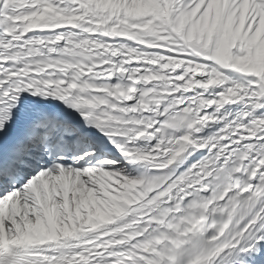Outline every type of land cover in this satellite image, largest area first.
I'll list each match as a JSON object with an SVG mask.
<instances>
[{
  "label": "snow or ice",
  "instance_id": "obj_1",
  "mask_svg": "<svg viewBox=\"0 0 264 264\" xmlns=\"http://www.w3.org/2000/svg\"><path fill=\"white\" fill-rule=\"evenodd\" d=\"M0 264H264V0H0Z\"/></svg>",
  "mask_w": 264,
  "mask_h": 264
}]
</instances>
